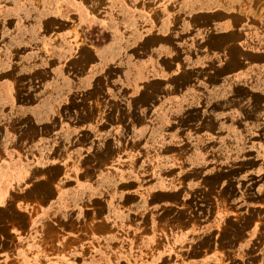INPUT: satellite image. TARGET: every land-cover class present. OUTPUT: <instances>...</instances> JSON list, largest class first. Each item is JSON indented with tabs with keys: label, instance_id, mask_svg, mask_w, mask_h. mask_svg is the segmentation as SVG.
<instances>
[{
	"label": "rangeland",
	"instance_id": "374dc122",
	"mask_svg": "<svg viewBox=\"0 0 264 264\" xmlns=\"http://www.w3.org/2000/svg\"><path fill=\"white\" fill-rule=\"evenodd\" d=\"M232 1L0 0V264H264V0Z\"/></svg>",
	"mask_w": 264,
	"mask_h": 264
},
{
	"label": "crops",
	"instance_id": "0c3cea01",
	"mask_svg": "<svg viewBox=\"0 0 264 264\" xmlns=\"http://www.w3.org/2000/svg\"><path fill=\"white\" fill-rule=\"evenodd\" d=\"M238 2L239 1H232L231 0V3L230 4H226L225 3V5H221L222 7H227V6H233V7H239V6H241V7H243V8H245V7H247V8H250L249 7V4H243L242 2L238 5ZM224 25H227L228 24V22H224L223 23ZM227 26H230V24H228ZM19 144V143H18ZM18 144H16V145H18ZM35 148H34V146H32L31 148H25L23 151H24V153L25 154H27V153H30V152H34L35 150H34ZM14 152H17V153H19V154H21L22 153V151L19 149V150H17V148H15L14 149ZM33 155V154H32ZM13 160H11V162H14V163H18L19 162V156L18 155H13ZM34 158H32L31 159V157L29 158V160L30 161H34L33 160ZM22 161L21 162H26V160H27V155H23V159H21ZM3 161V159H1V162H0V170H7L8 168H10V165L8 164V165H6L5 166V164L2 162ZM5 161H7V163L8 162H10V158H8V159H6ZM1 173V172H0ZM5 174V173H4ZM5 176V175H4ZM4 176H1L0 177V208H2V207H4V205L7 203V201H9V198H10V196H11V194H9V188H8V186L6 185L7 183H11V182H7L8 180L7 179H5L4 180ZM7 176H8V174H7ZM28 254V253H27Z\"/></svg>",
	"mask_w": 264,
	"mask_h": 264
}]
</instances>
